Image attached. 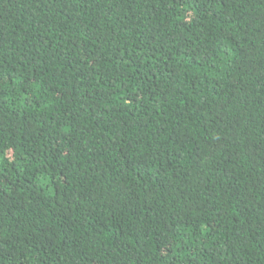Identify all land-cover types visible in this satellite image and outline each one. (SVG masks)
I'll list each match as a JSON object with an SVG mask.
<instances>
[{
	"label": "trees",
	"instance_id": "obj_1",
	"mask_svg": "<svg viewBox=\"0 0 264 264\" xmlns=\"http://www.w3.org/2000/svg\"><path fill=\"white\" fill-rule=\"evenodd\" d=\"M0 264H264V0H0Z\"/></svg>",
	"mask_w": 264,
	"mask_h": 264
}]
</instances>
